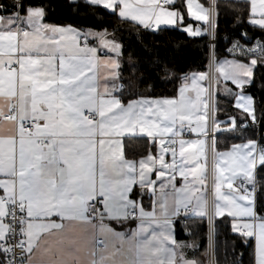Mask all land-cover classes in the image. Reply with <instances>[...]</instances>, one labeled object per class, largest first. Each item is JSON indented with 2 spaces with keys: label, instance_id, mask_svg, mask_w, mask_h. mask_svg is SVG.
I'll list each match as a JSON object with an SVG mask.
<instances>
[{
  "label": "snow or ice",
  "instance_id": "obj_1",
  "mask_svg": "<svg viewBox=\"0 0 264 264\" xmlns=\"http://www.w3.org/2000/svg\"><path fill=\"white\" fill-rule=\"evenodd\" d=\"M85 3L146 29L180 25L185 18L176 0ZM185 3L187 15L206 27L188 25L184 31L214 36L217 0L208 7ZM246 3L249 23L264 33V0ZM0 11L9 9L0 6ZM44 19L43 6L25 7L23 0L0 16V264H205L187 255L195 244L174 237L173 222L181 213L210 221L232 217L233 231L255 239L254 264H264V214L255 196L264 146L247 139L215 152L209 202L202 191L208 179L205 139H177L185 124L205 138L220 130L219 123L209 125L212 108L201 101L207 91L201 82L209 73L185 76L178 98L125 102L115 94L123 88L116 83L119 63L98 54L102 46L119 55L115 33L109 38L107 29L81 32ZM90 36L98 46H90ZM241 38L250 39L246 32ZM236 49L250 61H215L217 83L222 76L240 90L235 106L255 122L252 97L243 89L258 62L264 64V35L252 47L235 41L229 51ZM103 72L108 75L101 82ZM227 123V131L241 127L236 117ZM137 130L160 143L158 156L149 153L138 164L124 159L118 139ZM169 153L171 162L165 159ZM177 174L184 181L180 187ZM145 194L153 197L151 210L143 203ZM136 221L135 229L117 231ZM213 237L210 228L204 255L207 264H220ZM224 264L237 262L225 256Z\"/></svg>",
  "mask_w": 264,
  "mask_h": 264
},
{
  "label": "trees",
  "instance_id": "obj_2",
  "mask_svg": "<svg viewBox=\"0 0 264 264\" xmlns=\"http://www.w3.org/2000/svg\"><path fill=\"white\" fill-rule=\"evenodd\" d=\"M15 0H0V6L9 12L13 10ZM215 28V61L228 56L226 38L233 39L246 31L251 39L260 38L264 33L248 23V5L242 1L217 0ZM25 7L40 5L45 9V22L52 25H73L80 29H107L115 33L116 40L122 46L121 81L122 98L127 101L140 96L164 97L175 96L185 75L194 72H209L211 39L207 32L200 36H190L180 27L162 29L144 28L124 21L102 7H94L85 0H23ZM177 7L188 17L184 0ZM250 57L241 59L248 60ZM256 102L258 118L261 117L260 141L264 146V64L258 62L253 81L245 87ZM216 118L226 119L237 113L232 97L216 93ZM241 127L224 132L216 137L217 149H229L233 144L247 139H258V128ZM148 142H130L127 147L129 157H137L148 151ZM257 205L264 214V173L257 177ZM217 259L224 264V258L237 264H254L253 239L233 231L232 219L228 216L217 217L214 221ZM178 237L193 238L198 246V255L203 257L208 248V219L188 216L185 222L177 220Z\"/></svg>",
  "mask_w": 264,
  "mask_h": 264
},
{
  "label": "crops",
  "instance_id": "obj_3",
  "mask_svg": "<svg viewBox=\"0 0 264 264\" xmlns=\"http://www.w3.org/2000/svg\"><path fill=\"white\" fill-rule=\"evenodd\" d=\"M71 1L74 2V0H71ZM77 1H79V0H75V2H77ZM180 1L181 0H176V6H177V4H179ZM226 1H228V0H226ZM233 1H242V2H245L246 3V0H233ZM195 2L196 3H201L205 7H208L210 0H195ZM184 3H185V0H184ZM185 8H186V3H185ZM186 12H187V10H186ZM0 16H7V15L0 14ZM188 17L192 20L189 23H184L185 22V19H184L183 24H180V25H161L159 28H155V27H153V28L154 29H162V28H168V27H180V28H182L184 30V28H186L188 25H191L193 27V29L199 27V28H201L203 30L206 27V25L204 24V22L196 21L194 18H192L190 16H188ZM128 22L133 23V24H136V25H139L136 22H131V21H128ZM44 23H46L45 20H44ZM248 23H249V19H248ZM46 24H49V23H46ZM250 25H252V24H250ZM56 26L65 27V28L71 26L72 28H75V29H77V30H79L81 32H85V31H89V30L94 31V32L98 31V30H95V29H85L84 30V29H80V28H78L76 26H73V25H70V24H68V25H56ZM139 26L143 27L142 25H139ZM252 26H254V25H252ZM256 27H258V26H256ZM203 33H204V31H202V34ZM109 34H110L109 38H111V33H109ZM89 43H90V46H98L99 45V42L94 37H91V36L89 37ZM121 53H122V46H121V49L119 51V55H117V53L112 52L110 49H105L102 46H99L98 47V54L100 56H102L104 58H109L110 57L112 59L117 60V62L119 63L120 67L118 69V72L120 74V79L116 81L117 85H122L121 73H120V68H121ZM250 59H251V57L248 60H244V59H241L239 57H234V56H229L228 55V56L223 57V58H221V59H219L217 61L223 62L225 60H228V61H231V60H239L241 62L248 63L250 61ZM256 67H257V65H256ZM256 67L253 69V76L251 77L250 83H246L245 84L244 89H243V93L246 96H251L252 97L253 106L255 108V113H256V116H257V120H259L258 115H257V112H256V102H255V98H254V96L252 94H250V93H248V92L245 91V87H247L248 85H250L252 83V81H253ZM194 73H200V72H194ZM205 73H207V72H205ZM191 74H188V75H185V76H189L190 77ZM107 75H108L107 72H103L102 73V75H101V82H103L104 77H106ZM184 77L182 79V82L180 84V87L184 83ZM209 77H210V73H209ZM210 81H211V79H208V80H205V81L201 82L202 87H204L205 89H207V91L201 96V101H203V102H205L207 104H209ZM109 87H111V83H109ZM214 88H215V96H216V93L218 92L222 96L232 97L233 100H234V106H235V93H237L240 90L237 89L236 86L231 83V81L225 82L223 80V77L222 76L219 77V83H217V74L215 72V68H214ZM226 88L227 89H231L232 92L229 93L228 91L225 90ZM121 92H122V89L118 88L117 89V92L115 94L118 95V96H120L122 98V93ZM191 95H192L193 98H195V93L194 92L191 93ZM140 97L132 98V99H138ZM143 97H146V98H178L179 97V89H178V92H177V94L175 96H164V97L143 96ZM236 109H237V113L234 114V115H232V116H230V117H236L237 118V124L238 125L242 121V124L243 125L247 124V127H250L251 124H252L251 118L248 117L247 114H245L242 111V109H239L237 107H236ZM215 112H216V109H215ZM230 117H228L226 119H217L216 118V113H215L214 122L220 124V130H218V131L217 130H211V131H209V134H208V137L207 138L199 135L198 133L192 132L191 129L187 126V124H185L184 130L182 131L181 136L177 138V139L183 138L185 140L205 139V152H206V156H207L206 168H207L208 179H206V181H205V188L202 189V191L206 193V196H207L209 202H211V200L214 198V191H213L212 197L209 195V192H208V182H209L210 179L212 180V188L214 189V174H213V171H212V169H213L214 154H215V152H226V151H230L231 148H232V147H230L229 149H217L215 147V145H213V140L216 141V137L219 134H222L224 132H230V131H227L226 130V129H228V128L231 127L230 123H227V121H229V118ZM193 120H195V118H193ZM208 123H209V125H212V124H210V117H209ZM194 126H195V123H193V127ZM185 129H189L190 130V133H191V136L190 137L183 136ZM212 133H214L213 137H211V134ZM118 139L120 141L119 150L121 151L124 159H126V160H133V161H136L137 164H138L139 160L142 159V158H144V157H146L149 153H151L154 156H158L159 155V149H160L159 138L148 137L146 133H141L139 130H137L135 132H131V133H126L123 136L119 137ZM141 140L148 142V146H149L148 151L146 153H143V154L138 155L137 157H129L127 155V151H126L127 145L130 142H137V141H141ZM245 142H242V143H245ZM237 144H241V143H237ZM177 151H178V147H177ZM165 159H166V161L171 162V159L172 158H171L170 153L166 155ZM201 162L204 163V160L202 159ZM153 178L155 179V176L154 175H153ZM189 180H191V177H189ZM183 183H184L183 178H181L177 174L176 186L177 187H180V186L183 185ZM167 190L170 191V189H167ZM223 191H227L226 185H225V188L223 189ZM157 194H159V186L158 185H157ZM152 202H153V197L150 194H145L143 196V203H144V205H145V207H146L147 210H151V208H152ZM256 202H257V197H256ZM188 216H192V215L191 214H188ZM224 216H228V215L225 214ZM193 217H195V216H193ZM219 217H223V216H219ZM228 217H230V216H228ZM206 218L209 221V218L208 217H206ZM215 218H217V217H213L214 221H215ZM230 218L232 219V225H233L234 220H233L232 217H230ZM138 223H139V221H136L134 223L127 224L125 226V228H123V229L117 228V231H127L128 229H135L137 227ZM172 227L174 229V237H175V239L177 241H179V242H185L188 245L195 244L197 246L195 248L189 247L186 250L187 255L189 256V258H191L193 256H196L199 259H203L204 262H205V264H206V256L204 255L203 257H199V255H198L199 246H198L197 242L193 238L189 237V238H186V239H180L178 237V233H177L178 232V229H177V220L176 219H174V222H173V226ZM237 233H239V232H237ZM248 238H250V237H248ZM252 239H253V246H254V249H255V239L254 238H252Z\"/></svg>",
  "mask_w": 264,
  "mask_h": 264
},
{
  "label": "built area",
  "instance_id": "obj_4",
  "mask_svg": "<svg viewBox=\"0 0 264 264\" xmlns=\"http://www.w3.org/2000/svg\"><path fill=\"white\" fill-rule=\"evenodd\" d=\"M209 4H210V2H209ZM245 32H246L245 30L242 31L240 33V36H237V37H235L233 39L226 38V42L228 43V47H227L226 51H227V54L229 56H234V57H239V58L250 57V56H245V55L241 54L239 49H236L234 52H230L229 51V49H231L233 47V43L235 41H239L241 44L245 45L246 47H252L253 45H255L256 40L259 39V38L253 40V39H251V37L248 34L250 39L249 40H244V39L241 38V36ZM210 39H211L210 66L214 67V65H215V33H214V36L210 35ZM213 46H214V48H213ZM210 75H211V83L213 85V82H214L213 70L211 71ZM213 88H214V86H213ZM213 97H215V95H213ZM211 108H212V111L210 113V124H213L214 123V119H215V110H214L213 101H212V104H211ZM261 118H262V115L259 118V120L255 121V122H252L251 125L258 128V139H257V141H258L259 145L263 146L261 141H260ZM213 135H214V133L211 134V137H213ZM183 136L190 137L191 136L190 130L189 129H185ZM257 188H258V186H257ZM249 190H251L250 186H249ZM208 192H209V195L212 197L213 188H212V180L211 179L208 182ZM256 195H257V190H256V193H255V196ZM187 217H188V215H185V214L181 213V215L179 217L175 218V219L176 220H181L182 222H185ZM210 228L214 232V237H213V239H214V251H215L216 258H217L216 241H215V226H214L213 217H212L211 221L210 220L208 221V246H209V232H210ZM207 261H208V257H206V264H207Z\"/></svg>",
  "mask_w": 264,
  "mask_h": 264
},
{
  "label": "rangeland",
  "instance_id": "obj_5",
  "mask_svg": "<svg viewBox=\"0 0 264 264\" xmlns=\"http://www.w3.org/2000/svg\"><path fill=\"white\" fill-rule=\"evenodd\" d=\"M214 68H215V65L214 67L210 66V71L209 73H211V71L213 70V76H214ZM210 79H211V75H210ZM214 86V82H213V85L210 81V92H209V105L211 106L212 104V101H213V104H214V110L216 109V96L213 97V95H215V88H213Z\"/></svg>",
  "mask_w": 264,
  "mask_h": 264
}]
</instances>
